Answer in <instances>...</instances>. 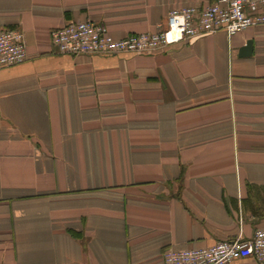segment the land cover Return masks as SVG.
Wrapping results in <instances>:
<instances>
[{"label": "crops", "instance_id": "0c3cea01", "mask_svg": "<svg viewBox=\"0 0 264 264\" xmlns=\"http://www.w3.org/2000/svg\"><path fill=\"white\" fill-rule=\"evenodd\" d=\"M212 1L0 0L27 52L0 68V264H162L264 227V24L146 53L51 42L70 21L121 38Z\"/></svg>", "mask_w": 264, "mask_h": 264}, {"label": "built area", "instance_id": "2783aa9c", "mask_svg": "<svg viewBox=\"0 0 264 264\" xmlns=\"http://www.w3.org/2000/svg\"><path fill=\"white\" fill-rule=\"evenodd\" d=\"M264 24V0H213L207 5H188L168 11L166 25L152 32L114 38L104 23L74 20L52 30L51 42L62 54L155 52L184 40L220 29L229 34ZM27 57L23 34L16 28L0 31V68ZM250 257L264 264V227L249 239H225L212 245L184 249L166 248L162 264H229Z\"/></svg>", "mask_w": 264, "mask_h": 264}, {"label": "water", "instance_id": "95a60500", "mask_svg": "<svg viewBox=\"0 0 264 264\" xmlns=\"http://www.w3.org/2000/svg\"><path fill=\"white\" fill-rule=\"evenodd\" d=\"M251 51V42L248 41L246 45L240 50V55H248Z\"/></svg>", "mask_w": 264, "mask_h": 264}]
</instances>
